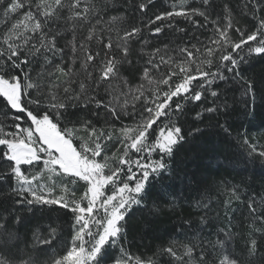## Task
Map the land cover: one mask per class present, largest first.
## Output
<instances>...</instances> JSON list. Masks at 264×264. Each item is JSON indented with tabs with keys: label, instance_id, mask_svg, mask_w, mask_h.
I'll use <instances>...</instances> for the list:
<instances>
[{
	"label": "snow or ice",
	"instance_id": "snow-or-ice-1",
	"mask_svg": "<svg viewBox=\"0 0 264 264\" xmlns=\"http://www.w3.org/2000/svg\"><path fill=\"white\" fill-rule=\"evenodd\" d=\"M150 6L151 0H0V264H156L121 241L133 211L164 210L147 201L174 175L176 149L203 131L195 127L186 136L184 117L195 112L193 123H203L205 113L229 116L236 99L230 104L220 83L239 86L245 116L257 100L264 106V76H245L241 68L264 59V0H242L250 27L234 21L231 0L219 11L216 0H175L170 10L130 22ZM178 18L209 29L205 39L179 27ZM166 29L188 39L173 48L174 41L152 47L144 38ZM208 96L210 106L196 111ZM216 127L232 135L227 119ZM242 145L246 158L235 165L264 163V146L247 136ZM227 191L226 208L232 197L245 203L238 188ZM245 206L247 227L220 229L224 238L195 258L191 241L180 246L182 255L171 244L162 253L178 264H264V197H249ZM54 208L69 217L67 236L51 225L45 235L39 224ZM117 245L113 257L109 248Z\"/></svg>",
	"mask_w": 264,
	"mask_h": 264
},
{
	"label": "trees",
	"instance_id": "trees-1",
	"mask_svg": "<svg viewBox=\"0 0 264 264\" xmlns=\"http://www.w3.org/2000/svg\"><path fill=\"white\" fill-rule=\"evenodd\" d=\"M174 2L175 0H151L147 14L143 17L137 14L135 19L130 22L138 24L141 19H147L162 11L170 10V5ZM224 2L225 0H216L218 11ZM241 5L242 0H231L234 21H238L241 27H250V16L243 14ZM114 14L116 13H110V15ZM0 19L3 17L0 16ZM178 19L181 20L179 27L187 28L189 34L195 32V35L201 40L205 39L209 29L196 30L187 21ZM144 38L151 40L152 47H160L163 43L174 41L175 43L170 45L173 48L182 40L188 39L183 33H176L168 29L159 37H150L145 32ZM195 42L193 39V43ZM134 47L138 51L140 45L136 44ZM168 55H175V53L169 52ZM132 59L135 64L137 58L133 56ZM241 68L245 76H254L259 79L264 76V59L254 57L247 64L241 65ZM161 70L163 71V69ZM219 87L226 89L230 104H232L231 98L235 97L236 103L233 105L235 110L231 111L227 117H217L215 114L205 113L202 117L203 123H193L195 112H188L184 117L186 136L195 127H199L203 131L194 137H189L188 143H184L176 149L171 162L174 166V175L163 181V188L158 183L152 197L147 201L151 206L153 200H157L164 210L154 216H149L147 210L138 209L129 216L127 242L121 241V243L131 254L143 258L151 257L156 264H178L173 257L163 254L162 249L170 244L175 245L177 254L182 255L183 249L180 246L191 241L196 245L195 258L201 247H207L209 243L215 244L217 239L224 238L220 229H227L233 225L239 229L242 223L247 227L245 204L248 198L254 197L259 203L264 197V163L256 159L254 163L248 161L246 165L234 164L235 161L246 158V149L242 145L245 136L250 138L252 143L264 146V106H261L257 100L255 112L245 116L239 86L230 82L227 87L223 83H220ZM210 100L211 97L208 96L204 104L195 106V110L200 111L201 107L210 106L207 103ZM2 110V105H0V111ZM0 119H3L2 115H0ZM225 119L231 126V136H227L220 128L216 127L217 120L224 123ZM227 187L238 188L239 195L245 203L232 197L231 206L226 208L224 202L230 198ZM197 202H199V207H197ZM202 217H206V224H201ZM68 220L69 217L65 216L63 210L54 208L51 212L44 213V219L40 220L39 224L45 235L51 225L58 227L67 236V231L70 228ZM184 221H190L192 229L182 228L181 225ZM29 236H31L30 232ZM233 246H235V242ZM109 250L115 257L119 254V245L116 248L110 246ZM185 264H190L187 258H185Z\"/></svg>",
	"mask_w": 264,
	"mask_h": 264
}]
</instances>
